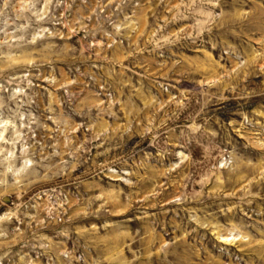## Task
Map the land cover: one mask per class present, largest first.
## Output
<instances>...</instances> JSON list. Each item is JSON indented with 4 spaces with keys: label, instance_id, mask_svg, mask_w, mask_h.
I'll use <instances>...</instances> for the list:
<instances>
[{
    "label": "rangeland",
    "instance_id": "rangeland-1",
    "mask_svg": "<svg viewBox=\"0 0 264 264\" xmlns=\"http://www.w3.org/2000/svg\"><path fill=\"white\" fill-rule=\"evenodd\" d=\"M0 264H264V0H0Z\"/></svg>",
    "mask_w": 264,
    "mask_h": 264
}]
</instances>
